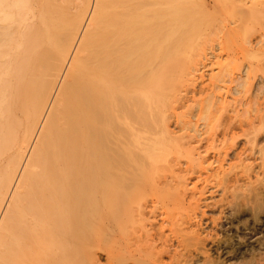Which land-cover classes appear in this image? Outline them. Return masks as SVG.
<instances>
[{"label": "bare ground", "instance_id": "bare-ground-1", "mask_svg": "<svg viewBox=\"0 0 264 264\" xmlns=\"http://www.w3.org/2000/svg\"><path fill=\"white\" fill-rule=\"evenodd\" d=\"M240 3L225 14L247 41L250 9ZM194 11L187 0H0V264H85L103 234L128 251L152 248L160 233L149 195L182 203L180 232L200 238L187 181L210 169L203 152L226 155L230 128L223 141L212 131L205 147L168 129L182 77L175 61L191 51L190 68L201 53ZM184 155L194 158L183 165Z\"/></svg>", "mask_w": 264, "mask_h": 264}, {"label": "rangeland", "instance_id": "rangeland-1", "mask_svg": "<svg viewBox=\"0 0 264 264\" xmlns=\"http://www.w3.org/2000/svg\"><path fill=\"white\" fill-rule=\"evenodd\" d=\"M187 1L196 9L193 13L195 17L199 16L202 21L203 28L194 39L199 43L198 49H201V53L197 55L193 52L195 60L192 61V65L190 63V68L184 67L185 57L188 56L189 59L191 51H186L185 56L178 57V61L177 57L174 58L176 60L174 65H177L179 71L181 70L177 75L182 77L181 85L177 87L179 89L177 97L172 102L171 112L169 111L168 114V129L174 137H181L186 145L205 147L212 131L215 132L218 141H223L224 128H230L224 139V144L227 146L226 155L222 152L218 159L216 152L214 154L203 152V156L208 155L205 166L210 164V169L206 175L202 174V177L199 174L189 176L187 181L189 196L187 195L184 203L187 205L190 201L189 197L194 198V193L197 205L195 210L198 221L197 233L200 238L197 237V240L183 236L182 203L156 202V196L149 195L148 187L147 206L154 202L151 206L156 205L157 208L156 219L151 221L154 223V230L156 232L158 230L162 236L157 233L160 237L157 235L155 237L152 229L154 239L156 238L154 242L156 248L146 247L141 242L137 245H141L142 248L144 246L149 252L154 250L151 251L152 255L145 257L148 251L144 248V250L140 248L143 252L140 251L139 246L137 247L139 251L124 249L123 240L119 238L117 247L113 245L111 235L109 237V234H103L102 237L93 240L92 247L86 252L85 264H142V260L146 262L143 264H178L168 260L170 258L168 256L172 255L180 256V262L183 261L179 262L180 264L185 262L186 264H264V12L259 11L260 6L257 2L264 0H245L246 7L249 6L247 8L250 9L244 15L246 17L249 14L247 41L242 34L238 36L230 31L231 20L225 14L231 2L238 8L243 6L241 0ZM250 7L258 9L251 10ZM237 13L239 14V11ZM237 13L236 17L240 18L242 15ZM226 31H229V34H226ZM242 44H245L246 51L241 48ZM244 82L246 85L242 88L240 84ZM207 94L214 97L210 108L205 104ZM244 124L245 126L247 124V127H242ZM192 157V155H184L180 162L185 165L194 158ZM222 179L223 185L220 183ZM167 211L169 214L165 215ZM126 225L123 226L130 229ZM162 238H167L169 245L166 248L168 253L164 248L163 251L165 250L166 253L160 252L164 255L165 261H161L162 256L157 252L163 247L162 242L159 241ZM193 240L197 243H193ZM205 252L211 255L210 259L204 257ZM157 254L160 256L159 259ZM130 258L132 259L129 260Z\"/></svg>", "mask_w": 264, "mask_h": 264}]
</instances>
